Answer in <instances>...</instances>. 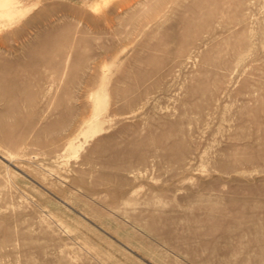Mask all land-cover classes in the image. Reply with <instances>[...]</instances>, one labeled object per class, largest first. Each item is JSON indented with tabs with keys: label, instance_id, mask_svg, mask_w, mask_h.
I'll return each mask as SVG.
<instances>
[{
	"label": "rangeland",
	"instance_id": "rangeland-1",
	"mask_svg": "<svg viewBox=\"0 0 264 264\" xmlns=\"http://www.w3.org/2000/svg\"><path fill=\"white\" fill-rule=\"evenodd\" d=\"M0 264H264V0H0Z\"/></svg>",
	"mask_w": 264,
	"mask_h": 264
}]
</instances>
